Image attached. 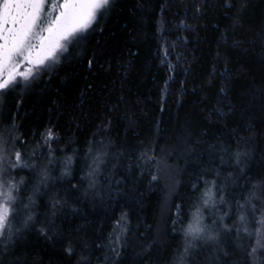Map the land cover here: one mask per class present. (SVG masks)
<instances>
[{"label":"trees","instance_id":"trees-1","mask_svg":"<svg viewBox=\"0 0 264 264\" xmlns=\"http://www.w3.org/2000/svg\"><path fill=\"white\" fill-rule=\"evenodd\" d=\"M226 2L115 0L87 39L51 70L3 95L0 135H9L14 152L35 149L34 159L48 166L51 179L33 196L35 174L14 170L15 180L25 181L18 203L33 196L37 222L24 228L20 212L14 221L20 231L11 242L0 239V264H78L82 254L90 264H174L193 205L201 207L205 223L227 213L224 223L235 227L221 232L216 244L196 242V261L186 258V264H253L251 242L236 228L241 212L252 219L251 205L238 207L250 195L256 215L264 212V54L251 43L264 27V0H250L234 29ZM48 129L56 137L54 157L43 144ZM101 151L105 163L89 189L82 178ZM155 160L177 170L164 212ZM204 180L216 181V199L223 195L225 204L202 206L200 196L211 187ZM52 197L67 199L68 206L54 218L58 236L48 239L40 228L51 218ZM122 213L126 244L115 245ZM110 244L119 247L118 257ZM261 252L255 264H264Z\"/></svg>","mask_w":264,"mask_h":264},{"label":"snow or ice","instance_id":"snow-or-ice-1","mask_svg":"<svg viewBox=\"0 0 264 264\" xmlns=\"http://www.w3.org/2000/svg\"><path fill=\"white\" fill-rule=\"evenodd\" d=\"M250 0H227L225 8L232 15L233 29L240 24L242 13L248 8ZM115 0H0V96L5 95L18 84L19 81L31 82L38 74L46 71L52 64L60 62V55L68 53L70 47L74 49L82 40H86L94 25H98V20L103 18L114 7ZM235 9V12L232 10ZM199 11V9H198ZM227 39V36L224 37ZM251 43L259 44L261 52L264 54V27ZM167 55V49H165ZM93 61L89 60V67ZM172 66H170L171 68ZM223 91V89L221 90ZM19 139V137H17ZM43 144L48 146V156L54 157L52 141L56 139L51 129H48L42 136ZM215 148L216 146H212ZM220 151H226L221 148ZM2 152V150H0ZM88 152H93V145H89ZM36 150L22 154L15 151L14 159L8 158L6 155H0V239H6L11 242L20 228L15 227L16 221L21 211L25 216L22 222L24 228L35 227L37 222L36 213L32 210L36 204V193L40 192L41 186L47 188L51 179L50 170L47 165H41L35 160ZM107 155L101 151L100 154L92 157L91 163L87 164L86 175L82 178L87 181L89 189H95L97 178L101 173V165L105 163L102 159ZM240 153H236L237 163H239ZM52 160H48L51 164ZM72 158L68 157L65 168L66 171L62 175L70 174V165ZM30 169L36 176V183L33 186V196H29L28 204H20L19 193L21 185L25 183L23 177L19 181L15 180V169ZM220 175L219 172L216 173ZM155 179V177H154ZM203 179V177H201ZM207 186L211 183V187H206L200 196V201L205 208H216L217 204H225L227 201L223 195L219 200L216 199L217 193L213 189L217 188L215 180L209 182L204 180ZM75 187V186H74ZM197 184H193V188H197ZM222 191V189L220 190ZM256 197L250 195L238 207L245 209L246 205H251L252 219H248L247 211L239 214L240 227L236 228L239 233L241 230L251 240L255 238V246L252 247L249 255L253 259V264L257 260V253L264 250V212H261L259 219H256V205L252 200ZM68 206L67 199L63 197H52L50 200L49 212L46 216V223H42L40 232L48 239H54L58 233L54 231L55 217L63 214L64 209ZM196 210L191 215V220L184 229L186 246L184 252L179 254L174 264H186V256L189 248L194 247V241H202L205 244H216L220 240V233H231L233 226L224 223L225 215L219 217V223L216 219L211 224L205 223V217L200 206L193 205ZM177 215H181L180 212ZM252 229L251 231L249 229ZM128 231L127 213H122L116 226L113 229V244H126L124 237ZM87 247V245H85ZM114 256L118 257L119 247L109 245ZM70 255L74 254V249L69 246L67 249ZM264 255V252H261ZM227 255V252H224ZM106 259H108L106 257ZM88 262L90 259L86 255H81L78 264Z\"/></svg>","mask_w":264,"mask_h":264},{"label":"rangeland","instance_id":"rangeland-1","mask_svg":"<svg viewBox=\"0 0 264 264\" xmlns=\"http://www.w3.org/2000/svg\"><path fill=\"white\" fill-rule=\"evenodd\" d=\"M49 64L51 65V67H49L46 71H43V72H47V71L51 70L56 65V64H52L51 61H49ZM42 73L38 74L35 79H37ZM35 79H33L32 81H34ZM31 82L19 81L18 84L25 87V86L29 85ZM2 98H3V95L0 96V102L2 101ZM4 134H6V133H4ZM8 138H9V135H7L6 137L3 135H0V150H2V152H0V155H6L8 158L14 159V153H15L13 150L14 145H13V143H10ZM154 159H156V158H154ZM155 161H156L155 162L156 165L154 166V169H155V171L159 172V178L160 179L157 177L156 178L159 179L163 184V186H162L163 190L162 191H163L164 202L162 205V212H164L165 209L168 208L169 203H170L171 198H172L173 193H174L175 175H176L177 170L175 167H173V166L171 167L170 165L166 164L167 163L166 160H161V161L155 160ZM259 216H260V214L256 215L257 220L259 219ZM217 220L219 222L218 216H217ZM242 235H244L246 237V239L248 238V236L243 231H242ZM4 240H6V239H4ZM198 241L199 240L194 241V245ZM249 241L251 242V246L249 248L250 249L249 251L251 252L252 247L255 246V238H252L251 240L249 239ZM200 243L202 245H209V244L213 245L212 243L205 244L202 241H200ZM185 246H186V241H185V236H184L183 240L181 241V253L184 252ZM195 250H196V248H194V247L189 248V251H188L186 258H191L192 260L196 261L193 257L194 252H196ZM257 257H258V253H257ZM250 258H251L250 259L251 262L253 263V259L251 256H250ZM255 263H256V261H255Z\"/></svg>","mask_w":264,"mask_h":264}]
</instances>
